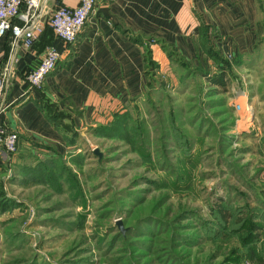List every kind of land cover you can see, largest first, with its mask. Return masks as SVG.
I'll use <instances>...</instances> for the list:
<instances>
[{"label":"rangeland","instance_id":"rangeland-1","mask_svg":"<svg viewBox=\"0 0 264 264\" xmlns=\"http://www.w3.org/2000/svg\"><path fill=\"white\" fill-rule=\"evenodd\" d=\"M252 46L223 86L198 70L162 76L99 123L119 131L92 128L63 152L18 142L0 159L13 199L0 264H264V36ZM235 215L261 225L252 256Z\"/></svg>","mask_w":264,"mask_h":264},{"label":"crops","instance_id":"crops-1","mask_svg":"<svg viewBox=\"0 0 264 264\" xmlns=\"http://www.w3.org/2000/svg\"><path fill=\"white\" fill-rule=\"evenodd\" d=\"M78 2L46 0L43 28L29 47L12 42L9 30L0 36V129L17 132L22 147L37 141L63 152L79 142L76 135L81 139L130 103L146 100L162 76L169 82L178 69L184 76L223 66L203 48L204 36L233 65L249 61L256 37L264 36V0H105L66 43L48 17L58 5ZM50 45L59 58L40 88L32 89L27 73ZM146 48L154 62L149 68Z\"/></svg>","mask_w":264,"mask_h":264},{"label":"built area","instance_id":"built-area-1","mask_svg":"<svg viewBox=\"0 0 264 264\" xmlns=\"http://www.w3.org/2000/svg\"><path fill=\"white\" fill-rule=\"evenodd\" d=\"M103 1L105 0H79L75 6L60 4L50 13L48 24L59 39L66 43L73 42L89 13L97 3ZM45 3L46 0H0V36L9 30L12 42L21 41L24 46L29 47L43 28L40 16ZM21 5H24L23 9ZM14 17L19 22H13ZM59 55L55 46H48L39 64L28 71L27 81L32 89L40 88L44 78L55 67ZM2 84L1 79L0 88ZM235 106L240 108L241 105L236 103ZM245 109L252 112L251 105H247ZM17 144V132L0 129V159L13 153Z\"/></svg>","mask_w":264,"mask_h":264},{"label":"trees","instance_id":"trees-1","mask_svg":"<svg viewBox=\"0 0 264 264\" xmlns=\"http://www.w3.org/2000/svg\"><path fill=\"white\" fill-rule=\"evenodd\" d=\"M202 46L206 50L208 55H210L214 58H219L218 60H220L221 63L223 64V66L218 68V71H215L213 73H209L207 70L203 69L202 72H203L204 76L206 77L207 81L210 84L223 86L226 82V75L229 73L231 66H232V63L229 60H227L221 56H218L217 52L208 43L206 36H204L202 38ZM145 58L148 62L147 63L148 68H149L150 64L154 65V62L150 60V50L148 48L145 49ZM147 72H149V70ZM151 81H150V86H152V83H153ZM121 115H122L121 112H117L114 114V118H119V117H121ZM112 121L107 125H99V126L97 125V126L92 127V128L96 129L99 127H103V128L107 127L110 132L119 131L122 125L118 126L117 124H111ZM72 136H74V134H72ZM72 136L69 137L68 135H65L67 142H72V139L74 138ZM43 175L49 176L48 173H44ZM2 194L4 195V193H0V206H1V208L7 209L9 207H12L11 205H13V199L5 198V197H3ZM217 212L224 221L223 225L226 224V222L229 220V218H231V216H233L232 211L229 213V209L227 207H224V205L219 206V208L217 209ZM225 212H227V214H225ZM233 219H234V225H235V228L237 229V231L238 232L245 231V233L244 234L242 233V235H240V236H241V241L244 244V247L247 249L248 255L252 256L253 252H254V254H256L255 249L253 248L254 247L253 244H255L256 240L258 239V234L256 232V228H261V225L259 223H254V221H252V219L246 215L240 216V217H237L235 215L233 217Z\"/></svg>","mask_w":264,"mask_h":264}]
</instances>
